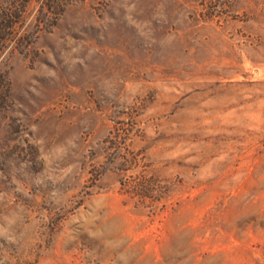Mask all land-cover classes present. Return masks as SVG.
Instances as JSON below:
<instances>
[{
  "label": "rangeland",
  "instance_id": "1",
  "mask_svg": "<svg viewBox=\"0 0 264 264\" xmlns=\"http://www.w3.org/2000/svg\"><path fill=\"white\" fill-rule=\"evenodd\" d=\"M0 264H264V0H0Z\"/></svg>",
  "mask_w": 264,
  "mask_h": 264
},
{
  "label": "trees",
  "instance_id": "2",
  "mask_svg": "<svg viewBox=\"0 0 264 264\" xmlns=\"http://www.w3.org/2000/svg\"><path fill=\"white\" fill-rule=\"evenodd\" d=\"M2 16H3L4 20H6V18H8V17L10 18V15L8 13H5V15L3 14Z\"/></svg>",
  "mask_w": 264,
  "mask_h": 264
}]
</instances>
